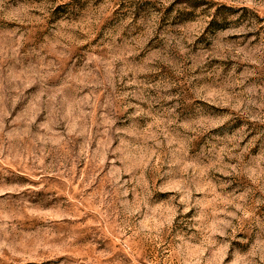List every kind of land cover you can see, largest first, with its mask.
Instances as JSON below:
<instances>
[{"label": "rangeland", "instance_id": "1", "mask_svg": "<svg viewBox=\"0 0 264 264\" xmlns=\"http://www.w3.org/2000/svg\"><path fill=\"white\" fill-rule=\"evenodd\" d=\"M0 264H264V0H0Z\"/></svg>", "mask_w": 264, "mask_h": 264}]
</instances>
